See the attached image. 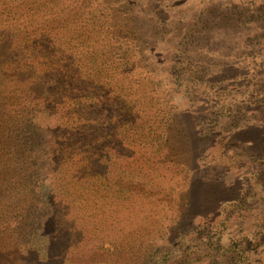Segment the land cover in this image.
I'll list each match as a JSON object with an SVG mask.
<instances>
[{
  "label": "rangeland",
  "instance_id": "obj_1",
  "mask_svg": "<svg viewBox=\"0 0 264 264\" xmlns=\"http://www.w3.org/2000/svg\"><path fill=\"white\" fill-rule=\"evenodd\" d=\"M12 9L61 114L0 174V264H264V0Z\"/></svg>",
  "mask_w": 264,
  "mask_h": 264
},
{
  "label": "trees",
  "instance_id": "obj_2",
  "mask_svg": "<svg viewBox=\"0 0 264 264\" xmlns=\"http://www.w3.org/2000/svg\"><path fill=\"white\" fill-rule=\"evenodd\" d=\"M1 1L6 4L11 0ZM13 10L12 13L10 11L0 13V174L3 172L6 174L7 168L21 163H28L31 160L36 162L39 159V151L46 144L38 125L41 120L39 114H44V117L51 121L59 118L61 114L59 107L55 106V103L53 105L49 99L47 105L44 97L49 95L48 89L51 87L50 80L43 77V69L48 67L43 63L35 67L36 55L30 60V65L22 63L24 59L19 49L20 45L13 44L16 34L23 32L10 16L14 15ZM25 45L26 49L28 46L31 47V44ZM45 207L46 205H43V209L39 210L41 216L48 219L50 216L46 214L50 211ZM2 218L7 217L4 215L0 219ZM9 226L11 227L10 223ZM5 227L4 230L7 231L8 228ZM41 229L42 227L40 229L33 227L36 233ZM13 231L16 232V229ZM58 233L61 235L62 230L58 229ZM42 239L39 236V241ZM203 244L210 246L211 241L206 240ZM230 245L233 254L238 252L241 259L246 255L247 247H241L233 241Z\"/></svg>",
  "mask_w": 264,
  "mask_h": 264
}]
</instances>
